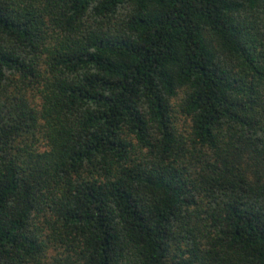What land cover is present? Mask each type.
<instances>
[{
	"label": "trees",
	"instance_id": "trees-1",
	"mask_svg": "<svg viewBox=\"0 0 264 264\" xmlns=\"http://www.w3.org/2000/svg\"><path fill=\"white\" fill-rule=\"evenodd\" d=\"M0 264H264V0H0Z\"/></svg>",
	"mask_w": 264,
	"mask_h": 264
}]
</instances>
